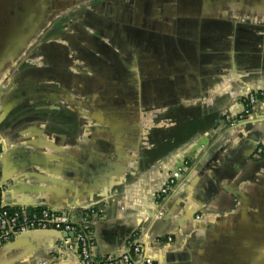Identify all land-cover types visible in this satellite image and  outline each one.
Returning a JSON list of instances; mask_svg holds the SVG:
<instances>
[{
  "label": "crops",
  "instance_id": "0c3cea01",
  "mask_svg": "<svg viewBox=\"0 0 264 264\" xmlns=\"http://www.w3.org/2000/svg\"><path fill=\"white\" fill-rule=\"evenodd\" d=\"M79 3L69 14L75 17L57 19L0 77L8 91L0 92V143L10 145L3 203L67 213L75 228L92 232L96 263L121 253L137 234L154 264H264V0ZM44 60L49 77H42ZM77 63L92 83L105 68L102 84H112L118 98L132 77L151 93L166 87L162 96L171 105L139 110L151 147L141 144L136 162L125 154L135 139L115 136V156L102 154L99 133L107 129L99 125L130 112L119 104L95 114L92 100L77 92L75 72L60 74ZM28 84L41 88L32 96L18 90ZM250 93L259 96L253 116L229 126L224 115L241 114ZM184 162V177L156 199ZM92 200L100 202L97 213L87 214ZM15 238L0 246V264L80 258L67 239L48 236L34 251L40 240Z\"/></svg>",
  "mask_w": 264,
  "mask_h": 264
},
{
  "label": "water",
  "instance_id": "95a60500",
  "mask_svg": "<svg viewBox=\"0 0 264 264\" xmlns=\"http://www.w3.org/2000/svg\"><path fill=\"white\" fill-rule=\"evenodd\" d=\"M81 1L84 0H0V77L3 76L4 73L6 74L8 70H12L15 68L16 63L20 60V58L24 56L26 51H28L31 46H33L37 41H39V39H42V37L45 36L44 32L50 26H52V24L57 19L75 17V13L71 15L69 14L71 13V10L74 9V7L80 4L79 2ZM7 15L12 16L8 18ZM56 39H58V37L51 38V41H54ZM79 58H81V56ZM45 62V60L42 62V77H49L51 76L49 72L50 68L48 67L47 62ZM69 68L75 72L74 76L76 78H74V80L76 82H79V88L77 90L78 94L81 97L87 96V100L89 101L92 100V105L94 106L96 112L95 114H99L98 112L105 113V109H109L110 106L112 108H115L113 110H118L117 107L119 106V104H124V107L128 108L127 111H129L130 113L127 112L122 115H110L105 120L107 124L99 125L100 128H104V130L105 128L107 129L104 134L99 133V135L108 141L101 140L99 141L98 145L101 147L100 150L102 151V154H104L105 156L108 155V157L112 159V157L115 155L114 146L111 143L115 141V136H122L123 139L127 140L135 139L136 143L132 147H127L125 154L129 158V160L136 162L137 155L139 154L141 149V144H144L146 148L151 147V144L147 140L149 139L147 133L145 132L144 137V132L142 133V131L140 130L141 116L139 114V110L140 108L164 109L167 107V105H171L173 100L167 99V97L162 96L166 95L165 93L162 94V92L167 91L166 87H160L158 88V90H155L153 93H151L149 89H146L147 84L139 85L137 82L134 83V77H132V81L125 86V97L118 98L113 92L112 84H110L109 90L107 84H102V76L107 74V70H105V68H103L102 66L99 67V71L95 70L96 77L94 78L93 83L90 82V73L88 68L85 67V65L80 63L74 64L73 66H69L68 68H66V70H64L63 72H60V74L67 75V70ZM132 74H134V71L132 72ZM28 85L29 86L25 88L21 86L22 88L20 87L18 90H20V92H23L22 90L27 89L25 92H28V94L30 91H33L30 92L32 96L33 94H35L36 90L39 91V89L41 88L39 84H37V86H34L32 84ZM81 85H83L84 87L87 86L86 90L88 89V93L87 91L82 90ZM15 88L17 89L18 86H15ZM42 89L43 92L49 90V88H45L46 90L44 88ZM9 91L11 93L12 87L9 89ZM96 91L101 92L96 93ZM0 92L8 91L5 88L0 87ZM50 93L55 92L50 91ZM177 101L178 100H174V103L176 105L178 103ZM252 116L253 114L251 115V117ZM105 117L106 115H104V119ZM95 121L98 122L99 120L96 118ZM171 123L172 122H169L167 124V122L164 121L163 125L170 126ZM0 145L3 147V154L1 160V166L3 171V159L6 155V150L10 145H8L7 143L5 145L3 142L0 143ZM129 171H131L129 168L125 169L124 174ZM2 183L4 186L6 185L3 182V178ZM110 190L112 192V187L106 189L104 193L99 195V197L103 200L104 198L110 195ZM99 203L100 202H96V200H92L91 205L87 209H85V211L89 212V210L91 209H96V205H98ZM55 211L59 210L56 209ZM48 236H56L57 238H61V240H70L71 244L75 243V247L73 248L77 247L74 232L62 233L52 230L34 231L17 235L15 236L16 238H14L16 242H20L29 238H35L36 240H40L41 245L34 250L36 251L37 249L41 248L43 245L46 244L44 238ZM130 242H128L127 247L123 251H125L128 246H130ZM121 253L116 256L121 255ZM78 260L75 264H77Z\"/></svg>",
  "mask_w": 264,
  "mask_h": 264
},
{
  "label": "built area",
  "instance_id": "2783aa9c",
  "mask_svg": "<svg viewBox=\"0 0 264 264\" xmlns=\"http://www.w3.org/2000/svg\"><path fill=\"white\" fill-rule=\"evenodd\" d=\"M259 102L257 94L250 93L244 100V110L238 116L225 114L224 121L231 127H235L249 120ZM262 150H259L261 153ZM3 147L0 145V246L9 243L15 236L34 231H58L74 232L77 242L75 249L79 253L77 264H154V261L147 256L146 249L140 235H135L130 246L119 256L108 257L101 263H96L93 256L92 232L88 227L75 228L71 217L64 212L46 208L26 210L11 209L3 203L5 187L2 183V160ZM188 163L184 162L174 169L168 176L167 181L157 192L156 199L168 196L183 178ZM95 209L89 210L87 214H96ZM45 264V263H43Z\"/></svg>",
  "mask_w": 264,
  "mask_h": 264
}]
</instances>
